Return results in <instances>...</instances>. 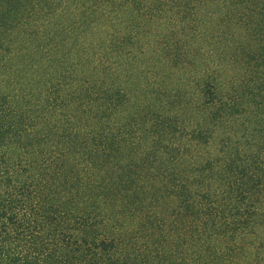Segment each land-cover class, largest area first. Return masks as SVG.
I'll return each mask as SVG.
<instances>
[{"label": "trees", "instance_id": "trees-1", "mask_svg": "<svg viewBox=\"0 0 264 264\" xmlns=\"http://www.w3.org/2000/svg\"><path fill=\"white\" fill-rule=\"evenodd\" d=\"M210 1L6 0L0 264H264V13Z\"/></svg>", "mask_w": 264, "mask_h": 264}, {"label": "rangeland", "instance_id": "rangeland-1", "mask_svg": "<svg viewBox=\"0 0 264 264\" xmlns=\"http://www.w3.org/2000/svg\"><path fill=\"white\" fill-rule=\"evenodd\" d=\"M30 1H32V0H26L25 9L29 8ZM214 1L213 2L210 1L209 3H204V4H201L200 6L199 5L197 6V15L202 18L201 20H202V22H204L203 24H208L209 25V24H211V22L219 24V22H217L216 19H215V14L218 13L219 10L222 9L223 7L220 4L221 3L220 1H219L218 5ZM234 1H235L234 3H231L229 1V4L231 3V6L235 5L238 8V10H242V11L245 10L246 12H248L247 15H250V19L249 20H252L253 16L257 15L258 12H263L264 13V0H244V1L243 0H234ZM222 2H223V0H222ZM22 6H24V5H22ZM6 8H7L6 0H0V57L1 56H5L6 53L8 54L7 43L9 42L10 39L14 38V34H12L10 36V34H8L5 31L4 24H2V17L1 16H4L3 15V11H4V9L6 10ZM212 13H213V15H211ZM9 19L10 18H6L7 21H9ZM255 32L256 33L261 32L257 36V41L259 43L257 45H255V46L253 45L254 46L253 50H250V54H248L247 57H245L246 58L245 63H249L248 65L250 66V65L255 64V63L258 62V63H261V65H259V66H261V68H264L263 67V64H264V23L261 24L260 26L257 25L256 28H255ZM177 34H178V32H176L175 34H173V32H172L170 34V36H169V39L177 38ZM178 35L182 36V34L180 32H179ZM228 35L232 36L231 39H230V42L233 43V45H236V42H238L237 43V45L239 46L238 52H239L240 56H243V53H242L243 51H241V50L242 49L245 50V47H244V45H242L240 47V45L242 43H244L245 40H247V39H244L243 37H241L239 35V31H236V32L234 31L233 34L229 33ZM181 36H180V38H181ZM180 40L182 42V39H180ZM188 44H189V47H188V45L182 46V45L179 44V48L178 49L180 50V53H182L183 55L185 54V52L187 50H188V53L191 54L197 48V46H196L197 43L195 41H193V40H191V45L195 46V47H192L190 45V42H188ZM244 54L246 55L247 52H244ZM242 66L245 67L244 65H242ZM238 67H240V66H238ZM246 67H248V66H246ZM260 70L262 71V69H260ZM259 107L261 109L264 108V106H262V105H260ZM259 111H260L261 114H263L262 110H259ZM263 120H264V117H262V121H254V123L257 124L258 127H263L264 128ZM259 134L262 135L261 141L264 142V130L259 131ZM220 136H219V138H220ZM262 145L264 147V143Z\"/></svg>", "mask_w": 264, "mask_h": 264}]
</instances>
